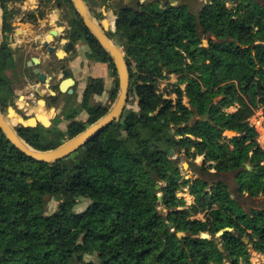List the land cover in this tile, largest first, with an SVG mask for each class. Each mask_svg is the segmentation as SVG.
I'll use <instances>...</instances> for the list:
<instances>
[{
    "label": "trees",
    "instance_id": "1",
    "mask_svg": "<svg viewBox=\"0 0 264 264\" xmlns=\"http://www.w3.org/2000/svg\"><path fill=\"white\" fill-rule=\"evenodd\" d=\"M21 1L0 0L4 21L11 19L8 4ZM113 1L96 0L93 8L114 10L109 38L123 49L127 65L135 64L129 94L139 113L132 118L123 113L74 156L51 165L27 158L0 131V264H246L248 245L264 254V211L246 213L222 176L235 173L238 197L264 196V150L248 124L251 108L260 105L264 113V3L236 0L228 8L227 0H206L203 6L197 0L177 6ZM75 15L90 58L107 64L116 77L109 55ZM204 36L208 46H202ZM1 49L0 104H6L12 90L1 73ZM163 70L185 83L184 90L176 89L174 105L156 93ZM118 89L116 78L111 100ZM102 92L101 79L89 81L82 106L88 119L71 122L65 132L41 125L15 130L33 149L51 150L107 113L87 104L90 95ZM183 96L191 109L182 104ZM232 106L235 112L221 110ZM170 124L183 125L177 140L168 132ZM224 132L236 136L225 139ZM169 139L186 151L194 147L215 170L193 164L198 178L188 207L175 196L179 170L162 148ZM157 182L166 185L161 188L165 214L157 208ZM82 198L90 204L76 213ZM52 200L58 203L55 211L43 214ZM202 212L205 221L194 218ZM224 228L232 232L217 243L200 237L203 232L214 237Z\"/></svg>",
    "mask_w": 264,
    "mask_h": 264
},
{
    "label": "rangeland",
    "instance_id": "2",
    "mask_svg": "<svg viewBox=\"0 0 264 264\" xmlns=\"http://www.w3.org/2000/svg\"><path fill=\"white\" fill-rule=\"evenodd\" d=\"M29 1L30 0H27V2ZM95 1L96 0H86V3L88 5L87 7H88L89 14L92 17V19L96 22V24L100 26L105 25L107 34L111 35L115 29L114 27L115 23H113L114 17L116 18L114 14V10H112V8H107V7L104 8L101 6H97L93 8V6L95 5ZM144 1L145 0H140V2H144ZM159 1L162 3V5H164L167 1V2L172 3L173 6L180 5L183 2L184 3L187 2L186 0H159ZM259 1H262L264 3V0H259ZM197 2L200 3V6L201 5L203 6L206 0H197ZM41 3H42L41 4L42 8H44L42 15L44 19L47 20L48 14L45 11V8L47 6L45 5L44 2H41ZM236 4H237L236 0H227L226 2V6L228 8H231V6H234ZM10 8L12 10L13 16L16 17L15 18L16 23H19L17 25L18 33L16 35L20 37L22 30L28 29V27L32 23L29 22V20H23V21L16 20L17 18L20 17L21 13H23V10H24L23 8H19L16 6H12ZM50 8H53L52 10H55L52 4L50 5ZM90 9H94V11L97 14L98 13L102 14V18H98L96 13L95 15L97 17H95L94 13L91 12ZM56 11H57L56 13H58V15L60 16V21L59 19L53 20L50 26H52L53 29H57L61 27L63 28V26H65V20L62 18V15H63V13H61L62 10L59 9ZM0 13H1V22H2V15H3L2 9L0 10ZM105 15H108V16H105ZM44 29L46 30L47 27ZM22 38H17L16 40H22ZM111 40L115 42V40L113 39ZM201 43H202V46H208V38L206 36L202 37ZM257 43H260V42H257ZM59 53H61V55ZM58 55L62 56V51H59ZM124 56H125V53H124ZM92 63H94V59H91V64ZM105 65H106V68L104 72L101 73V76H99V78H91V80L92 79L102 80L103 92L100 95L92 94L87 99L88 106L91 108L97 109V110H102L103 108L105 109L107 108L109 110L112 107L113 103L115 102V100H111L110 93H111V90L114 88V82L117 76L114 77L112 74V70L109 68L107 64ZM98 67H101V66H97L96 68ZM130 69L135 70V64L133 62H131V65L129 66L128 70ZM33 83L34 82H30V83L25 82V85H23V83H21V80L17 82L16 81L14 82V80H11V83L9 84V86H10V89L12 90V94L10 95L8 93L5 96V97H9L8 103L0 104V109L2 111V114L4 115L5 119L8 121V123L13 128H16L19 126L20 118L24 120L25 122H27V120L29 119H37L39 125L45 128H54L55 130L61 131V132H65L68 124H70L73 121H76L77 118L79 119L78 121L82 119L81 122L87 121L89 114L82 108V106L76 109H73V110H64L65 107L58 110V107L61 106L60 105L61 101L66 98H63V95H61V96H56L54 100H50L48 97V94H49L48 92L49 91L55 92L53 86L50 87L49 91L48 90L46 91L42 86L37 85L36 87L38 88L37 89L38 93L37 95L32 96L30 93L32 92L33 87H34ZM177 88L184 90L185 83L183 84V82H180L176 75L167 74L166 71L163 70L162 76L158 77L155 82V89H156V93L158 94V96H160L162 99H170L172 101V105H174V103L177 102V96H178L176 94ZM76 92L78 93V88H76ZM28 100H33V103L30 102L29 107H27L25 104V102L29 104ZM70 100L71 101L76 100V103H78V94L76 95L75 100L73 97H70ZM180 100L184 106H186L188 109H191L189 101L185 96H183ZM218 100L219 99H214V103H217ZM40 105L45 107L47 114L44 111L39 113V110L42 109ZM9 109H12L14 114H11V112H9ZM221 110L227 113H232L237 110V106H232L229 108L222 107ZM51 112L56 116L54 119H52L50 116ZM138 113H139V108H138V101L136 97L134 95L128 94V99L126 101V106L124 110V118H132L134 114H138ZM62 115H64V117ZM204 121H207V118H204ZM46 122L48 123V125L44 126V123ZM248 124L257 131L258 133V136L256 138L257 143L264 150V113L260 105H256L254 108L250 109ZM179 127L183 128V125H180ZM179 127H175L172 124H170L168 127V132L171 135V137H173V140H177L179 137V136L178 137L176 136V130ZM145 135L147 136V133H145ZM234 136H236V134L233 132H224L223 134V137H225V139H230ZM190 140L195 141L196 139L190 137ZM162 148L165 152L172 151L171 155L169 153V158L175 161V165L179 170V179L177 180L178 189L175 192V196L178 199L182 200L185 207H188L194 203V197L191 195V191H192L191 187H192L194 180L198 178L197 174L195 173L193 169V164L205 165V167L208 168L210 172H214L215 170L213 167H208V165L212 163L209 162V163L203 164V161H204L203 155L202 156L195 155L194 147H189L188 148L189 151H186L185 147L180 148L177 145H174V143L170 139L165 143V145L162 146ZM171 148H175V149H171ZM71 156H74V155H71ZM248 170H251V168L249 167ZM222 177L223 179H225V182L229 186V190L231 192L232 197L239 203L240 206H242V208L244 209L246 213L251 214V212L255 210L264 211V196L260 195L258 197L249 198L247 197V195H244V196L238 197L235 193V188L237 184L235 173H226ZM184 181H187V182L184 184L183 183ZM157 185L159 186V189L157 190L158 191L157 208L161 213L165 214L167 210L162 200L163 191L161 190V188H164L166 185L165 183H162V182L161 183L157 182ZM207 190L208 189H206V191ZM89 204H90L89 200L82 198L78 201V204L74 210L76 213H81L89 206ZM57 205L58 203L55 202L54 200L50 201V203L47 204L46 207L44 208L43 214L49 215L50 213L55 211ZM206 216H207V212H202V213L197 214L194 218L205 221ZM202 234L203 236H205L204 238L209 239L211 237V235H209L207 232H203ZM244 242H246V239L244 240ZM247 254H248V262L246 264H264V254L253 251L249 245L247 246ZM241 264H245V263H241Z\"/></svg>",
    "mask_w": 264,
    "mask_h": 264
},
{
    "label": "flooded vegetation",
    "instance_id": "3",
    "mask_svg": "<svg viewBox=\"0 0 264 264\" xmlns=\"http://www.w3.org/2000/svg\"><path fill=\"white\" fill-rule=\"evenodd\" d=\"M26 1L27 0H23L19 3H9L7 9L12 13L10 7L16 6L23 8L22 5H17L20 3L24 4ZM34 2L35 7H32L33 9L30 7L23 8V13H21L20 17L16 19L17 21L29 20V22L32 23L30 24L32 26L30 35L26 37H23L22 34H20V37L16 35L18 33L17 25L19 23H16V17H14L13 14H11V19H6L4 21L2 18L1 52H3V60L1 64V73L2 75H6H3V77L6 78L7 83L9 84L11 83V80H14V82L21 80L23 85H25V82H34L33 90L30 93L32 96L37 95L38 93L37 85L42 86L46 91H49L50 87L53 86L55 92H48L50 100H54L56 96L61 95H63V98H66L61 101L60 109L65 107L64 110H73L83 106L85 93L91 78L89 77L88 72L83 71V75L80 77L81 81L76 80L72 67L77 65L78 68L81 69L86 63H89L91 61V51L88 45L87 36L80 30V28L75 29L77 18L74 10L70 7L72 6V3H67L66 0H35ZM41 2H44L47 6L45 8L47 14L51 11L57 12L56 10H62V18L65 20V26H63V28L53 29V27L48 24V21L44 19L42 15L44 8H42ZM83 2L87 7L86 0H83ZM51 4L54 6L55 10L50 8ZM58 19L60 21V16ZM42 22L45 23L42 24ZM6 24H10L11 30H6ZM46 27L47 29L45 30L44 28ZM54 31L55 35H53ZM17 38H22V40H16ZM59 51H62V56L58 55ZM34 60H36V62ZM94 62L98 61L94 60ZM35 69H38L39 73L45 75L48 84L39 80L38 74L34 73ZM64 72L66 74H64ZM67 78H72L74 80L73 92L70 95L66 93L62 94L59 91V84ZM80 83L84 84V89L79 95L76 92V88ZM8 90H10V88ZM77 94L78 103H76L75 100ZM70 97H73L75 101H71ZM28 101L29 104L25 102L27 107L30 106V102L33 103V100ZM60 109L58 107V110ZM62 116L64 117V115ZM78 120L79 119L77 118L76 121L81 122Z\"/></svg>",
    "mask_w": 264,
    "mask_h": 264
},
{
    "label": "water",
    "instance_id": "4",
    "mask_svg": "<svg viewBox=\"0 0 264 264\" xmlns=\"http://www.w3.org/2000/svg\"><path fill=\"white\" fill-rule=\"evenodd\" d=\"M75 12L81 18L83 25L90 32V34L95 38L100 47L109 55L114 69L117 74L118 80V93L113 103L112 107L107 111V113L97 120L95 123L88 126L84 131L77 134L76 136L62 142L59 146L47 150V151H38L29 146L24 140H22L15 128H13L8 121L5 119L2 111L0 109V131L3 134L6 141L11 144L17 151L21 152L27 158L32 159L38 163L42 164H54L60 160H63L75 152H77L80 148H82L85 144H87L90 140L98 136L105 129L111 126L113 123L121 120L126 101L128 99L129 88H130V78H129V70L128 65L125 60V56L123 50L113 42L105 29V25H98L92 19L89 14L88 8L86 7L83 0H70ZM1 10V9H0ZM116 19V18H115ZM1 13H0V46L2 42V31H1ZM55 35V31L53 32ZM36 62V60H34ZM35 74H38L39 80L48 84V80L45 79V75L43 73H39L38 69L34 70ZM64 74H66L64 72ZM259 84V82H257ZM74 86V80L72 78H67L59 84V91L62 94H72ZM11 114H14L12 109H9ZM19 125L23 127H36L38 125L37 119H29L27 122L19 119ZM48 123H44V126H47ZM171 155V152H169ZM249 169V166H246ZM155 189L158 190L159 186L156 185ZM170 227L169 224H167ZM232 232L231 228H224L219 230L214 237H210L209 239L214 243L218 242V238L221 237L224 233ZM201 237L204 238L203 234ZM240 237V235H238ZM244 241V240H243Z\"/></svg>",
    "mask_w": 264,
    "mask_h": 264
},
{
    "label": "crops",
    "instance_id": "5",
    "mask_svg": "<svg viewBox=\"0 0 264 264\" xmlns=\"http://www.w3.org/2000/svg\"><path fill=\"white\" fill-rule=\"evenodd\" d=\"M34 4H35V2L33 0H30L29 2L26 1V3H24V4L20 3L17 6H21L22 5L23 8L30 7L31 9H33L35 7ZM105 16H108V15H105ZM58 17H59L58 13H56V12L51 11L50 13H48V17H47L48 24H51V22L53 20H58ZM113 23H115V17H114ZM42 24H43V22H42ZM114 27H115V25H114ZM31 29H32V26L30 25L28 27V29L22 30V32H21L22 36L26 37V36L30 35ZM97 66H101V67L96 68ZM105 68H106V65L103 64V63L94 62V63L91 64V61H90L89 64L86 63V65L83 68H81V69L78 68L77 65L72 67V69H73L72 71L74 73V76H75L76 80L81 81L80 77L83 75V71L88 72V75H89L90 78H99V76H101V73L104 72ZM77 88H78V94H81L82 90L84 89V84H82V83L78 84ZM40 107L42 109L39 110V113L44 111L47 114V111L45 110V107L42 106V105H40ZM60 107H59V109H60ZM50 116H51L52 119H54L56 117L52 112L50 113ZM80 121H82V119Z\"/></svg>",
    "mask_w": 264,
    "mask_h": 264
},
{
    "label": "bare ground",
    "instance_id": "6",
    "mask_svg": "<svg viewBox=\"0 0 264 264\" xmlns=\"http://www.w3.org/2000/svg\"><path fill=\"white\" fill-rule=\"evenodd\" d=\"M61 55V54H60Z\"/></svg>",
    "mask_w": 264,
    "mask_h": 264
}]
</instances>
